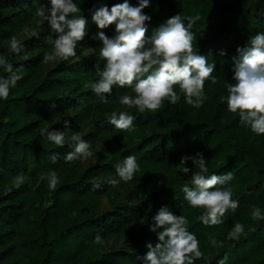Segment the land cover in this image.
<instances>
[{"label": "trees", "instance_id": "16d2710c", "mask_svg": "<svg viewBox=\"0 0 264 264\" xmlns=\"http://www.w3.org/2000/svg\"><path fill=\"white\" fill-rule=\"evenodd\" d=\"M96 2L77 0L75 13L89 17L88 34L78 42L89 51L45 62L53 48L47 38L55 36L50 25L39 36L25 35L23 28L50 0H0V56L21 76L9 96L0 98V264H142L147 241L158 240L149 225L162 205L189 218L203 252L193 264H264V133L242 123L239 111H230L221 99L228 95L227 84L235 83L232 57L238 46L264 31V0H152L144 9L152 16L146 35L176 13L199 15L192 27L194 50L215 60L218 80H205L199 107L176 84L175 102L165 97L158 109L143 111L120 102L126 93L136 95L131 86L113 85L106 102L92 89L99 79L97 63L105 64L102 41L91 36L98 30L90 11ZM104 30L112 35L114 23ZM13 38L25 45L19 54L10 48ZM7 75L0 65V76ZM114 111L132 113L134 126L117 128L109 120ZM65 119L92 148L103 141L94 162L64 159L73 150L71 131L62 146L41 134V128L64 129ZM197 152L206 157L209 175L233 173L228 183L239 204L219 224L201 221L204 206L191 205L182 190L192 185V173L180 171L181 157ZM129 154L140 168L132 180H120L126 197L121 201L107 180ZM187 164L199 170L191 160ZM256 209L260 215L253 214ZM236 222L244 230L230 237Z\"/></svg>", "mask_w": 264, "mask_h": 264}, {"label": "clouds", "instance_id": "9594fccd", "mask_svg": "<svg viewBox=\"0 0 264 264\" xmlns=\"http://www.w3.org/2000/svg\"><path fill=\"white\" fill-rule=\"evenodd\" d=\"M151 2L119 0L109 5L106 0H97L93 4L91 19L98 30L91 36L102 41L100 55L105 59V64L101 68L97 63L99 79L92 81V89L106 102L113 85L131 86L136 95L126 93L120 96V102L137 106L143 111L158 109L165 97L175 102L178 95L174 85L179 84L187 102L199 107L204 103L205 80L210 79L213 83L218 80L213 75L215 60L209 62L207 54L194 50L196 34L192 27L199 15L184 17L176 13L153 29L150 35H146L152 16L144 9ZM79 11L77 0H50V7L37 10L39 24L47 21L55 33V36L47 38L53 48L45 52V62L57 58L69 60L77 56L78 42L88 34L89 19L86 15L75 14ZM113 23V34L109 35L104 29ZM29 31L34 36L40 35L38 27H31ZM24 47L20 39L13 38L10 41V48L16 54L21 53ZM237 52L238 55L232 57L235 83L227 84L228 95L221 99L227 101L230 111H239L242 123L250 126L254 132L264 133V31L251 35L245 45L238 46ZM0 65L10 74L0 76V98L6 99L21 76L3 56H0ZM135 119L129 111H114L109 117L110 122L120 129H130ZM71 123V120L65 119L64 129L41 128L40 132L56 145L62 146L66 143L67 133L71 131L70 146L73 150L64 159L87 160L94 155L91 141L84 139L79 132L72 131ZM189 160L199 170L193 172L187 164ZM178 167L183 173H192V185L185 183L182 190L191 205L204 206L205 211L199 219L205 224L222 223L223 214L229 208L238 206L239 201L233 198L232 187L228 183L233 173L213 172L209 175L203 152L183 155ZM115 168L117 175L107 180L112 185L119 184L120 180H132L140 163L135 154H129L123 158V162H117ZM57 180V177L52 178L53 187ZM101 186L100 181L94 183V188ZM253 214L260 215L259 209ZM152 220L154 222L149 228L156 233L158 240L155 243L147 241L148 251L143 254L142 264H193L197 257L203 255L199 239L188 228L187 216L174 212L168 205H162ZM243 230L244 225L236 222L229 236L234 237ZM212 243L217 244L219 241L213 239ZM219 264H224V260Z\"/></svg>", "mask_w": 264, "mask_h": 264}, {"label": "rangeland", "instance_id": "374dc122", "mask_svg": "<svg viewBox=\"0 0 264 264\" xmlns=\"http://www.w3.org/2000/svg\"><path fill=\"white\" fill-rule=\"evenodd\" d=\"M45 7H46V8H47V7H50V3H47ZM39 20H40V17L36 18L35 21H32L29 25L25 26V27L23 28V33H24L25 35H28V34L31 33V32L29 31V29H30L31 27H38L39 29H41V28L44 26V24H48L47 21H45L43 24H39ZM78 47H79V48L77 49V50H78L77 53H80V52L87 53V52L89 51L88 49H85V48L83 47V45L78 44ZM57 59H60V58H57ZM103 147H104V145H103V141H102V140L96 142V143L94 144L93 148H92V150H93V152H94V155H93L92 157L88 158L87 160H82V163L85 165V164H87L88 162H94V161L96 160V158L98 157V153H99L100 151H102ZM114 188L117 190L118 194H120V195H119V199H120L121 201H122V200H126V197H125V190H121V187H119L118 184H117V185H114ZM103 201H104L105 203H106V201H107V198H106L105 196L103 197Z\"/></svg>", "mask_w": 264, "mask_h": 264}]
</instances>
